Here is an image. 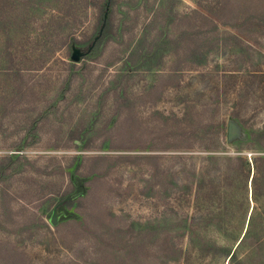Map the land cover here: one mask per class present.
I'll return each mask as SVG.
<instances>
[{
  "label": "rangeland",
  "instance_id": "1",
  "mask_svg": "<svg viewBox=\"0 0 264 264\" xmlns=\"http://www.w3.org/2000/svg\"><path fill=\"white\" fill-rule=\"evenodd\" d=\"M100 1L0 0V264H264V0Z\"/></svg>",
  "mask_w": 264,
  "mask_h": 264
},
{
  "label": "trees",
  "instance_id": "2",
  "mask_svg": "<svg viewBox=\"0 0 264 264\" xmlns=\"http://www.w3.org/2000/svg\"><path fill=\"white\" fill-rule=\"evenodd\" d=\"M113 4L114 0H101L99 2L98 10L96 13V21H95V31L93 34L89 37V44L86 48L85 55L86 56H92L97 51L98 47L101 43L109 36L111 26H112V13H113ZM192 12L199 16V20H205L211 23V25L214 28H217V24L209 18L207 15H205L203 12L197 10V9H191ZM99 31H101L99 33ZM96 37V38H95ZM236 39V42L241 43L242 41L238 37H234ZM205 56V55H204ZM75 131V130H74ZM74 131H70L71 137L74 136ZM264 134V128L260 129L255 133L256 136L263 135ZM79 137V136H76ZM238 160L242 162H247V159L243 158L240 155L236 156ZM81 160V159H80ZM253 161V176L252 180L254 181L256 179V176L262 175L264 176V168H260L258 165L259 161L264 160V152L262 154H259L257 156H254L251 158ZM258 164V165H257ZM70 182L73 185V187H77V191H81L83 189L84 182L86 181L87 175H84L83 173H79L77 168H74L73 170H69L68 172ZM81 195H77L75 197H70L67 195L62 196V199H64L63 204L66 206H71L72 204H76V202L79 200ZM250 233V228H246L244 233L236 239V244L233 246H230L228 244H220L216 241H210L207 244H205L204 247V254H211V255H217V256H223L230 261L231 264H236L240 261V257L237 254V247H239L242 244H245V239ZM260 243V242H259ZM255 247H257L255 245ZM179 250V249H178ZM180 251V250H179ZM252 251H250L251 253ZM165 264V263H163Z\"/></svg>",
  "mask_w": 264,
  "mask_h": 264
},
{
  "label": "water",
  "instance_id": "3",
  "mask_svg": "<svg viewBox=\"0 0 264 264\" xmlns=\"http://www.w3.org/2000/svg\"><path fill=\"white\" fill-rule=\"evenodd\" d=\"M101 31H99L100 33ZM96 38V37H95ZM78 50L77 49H74L71 53V57L72 59H77V54H78ZM238 133V130H237V125L234 121H228V124H227V138L228 139H232L234 138ZM50 223L51 224H55V218L52 216L50 218Z\"/></svg>",
  "mask_w": 264,
  "mask_h": 264
}]
</instances>
